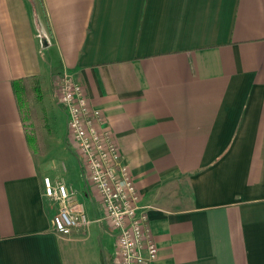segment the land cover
<instances>
[{
  "label": "crops",
  "instance_id": "crops-1",
  "mask_svg": "<svg viewBox=\"0 0 264 264\" xmlns=\"http://www.w3.org/2000/svg\"><path fill=\"white\" fill-rule=\"evenodd\" d=\"M65 71L129 166L149 264H264V0H0V264H71L75 248L117 263L66 123L70 153L45 162L14 97L12 81ZM46 175L74 188L87 228L54 232Z\"/></svg>",
  "mask_w": 264,
  "mask_h": 264
},
{
  "label": "built area",
  "instance_id": "built-area-1",
  "mask_svg": "<svg viewBox=\"0 0 264 264\" xmlns=\"http://www.w3.org/2000/svg\"><path fill=\"white\" fill-rule=\"evenodd\" d=\"M56 89L67 117V142L81 160L88 186L101 199L102 220L116 233V264L156 261L159 251L148 213L139 206L140 193L113 133L104 126L103 111L93 107L84 86L69 72L62 74ZM42 182L43 196L57 205L52 228L59 237L91 224L83 206L74 200L76 191L64 179L46 175Z\"/></svg>",
  "mask_w": 264,
  "mask_h": 264
},
{
  "label": "rangeland",
  "instance_id": "rangeland-1",
  "mask_svg": "<svg viewBox=\"0 0 264 264\" xmlns=\"http://www.w3.org/2000/svg\"><path fill=\"white\" fill-rule=\"evenodd\" d=\"M39 81L41 83L42 99L38 100L33 96V99L29 101L28 110L31 111V118L29 117L28 119H24V123L29 134L33 131L38 134V143L33 135L31 137V147L35 152V155L37 158H42V160L44 159V161L47 162L50 156L54 157L55 155L60 154L58 144L61 147H64V123H66L65 120H67V117L66 113H64L63 106L58 100L56 86L49 85V81H46L47 84L42 82L40 79ZM32 112H34L35 115ZM67 144L71 148L68 142ZM69 147L64 150L67 154L70 153L68 149ZM85 261L86 255L80 253V251L75 248L70 257L71 264H85Z\"/></svg>",
  "mask_w": 264,
  "mask_h": 264
},
{
  "label": "trees",
  "instance_id": "trees-1",
  "mask_svg": "<svg viewBox=\"0 0 264 264\" xmlns=\"http://www.w3.org/2000/svg\"><path fill=\"white\" fill-rule=\"evenodd\" d=\"M12 87L13 91L19 106V110L21 111V114L23 116V119H28L30 117L31 111L29 109V101L31 99L37 98L42 99V89H41V83L39 81V78L35 77H24L12 81ZM34 115L35 113L32 112ZM31 118V117H30ZM32 135L35 137L36 142L38 143V134L37 132L34 133L31 132L29 134L27 132V139L29 141V144L31 145V137Z\"/></svg>",
  "mask_w": 264,
  "mask_h": 264
}]
</instances>
